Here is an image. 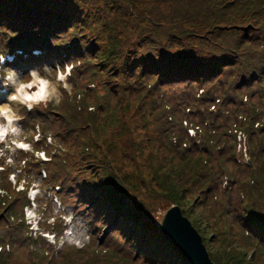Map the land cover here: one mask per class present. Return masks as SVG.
<instances>
[{
    "label": "trees",
    "instance_id": "1",
    "mask_svg": "<svg viewBox=\"0 0 264 264\" xmlns=\"http://www.w3.org/2000/svg\"><path fill=\"white\" fill-rule=\"evenodd\" d=\"M98 2L105 10L93 30L89 24ZM18 49L24 54L34 49H57L59 55L65 52L72 56L91 51L93 60L81 76L85 82H98L102 88L97 86L98 91L103 92L106 84V79L100 80L102 76L114 81L134 80L128 85L120 82L114 90L106 85L110 96L96 106L99 113H90L85 99H73L66 100L56 111V118L52 117L56 133L60 128L81 134L76 146L81 163L78 174L80 177L83 171L87 178L80 182L77 179L74 186L65 184V191L74 195L79 209L83 207L99 227H109L107 245L118 250L115 239H122L124 234L129 249L135 252L130 264H188L182 258L180 261L178 252L176 258L173 254L169 257L170 250L151 231L156 225L146 212L125 206L126 191L132 183L115 166L113 155L120 150V156L129 159L134 155L130 153L138 152L140 142L155 158L164 155L163 163L174 168L175 181L183 185V192L188 188V192L203 197L200 204L208 216L207 198L220 190L226 177V184L232 188L231 195L224 198L229 204L224 214L228 228L220 232L221 241L243 250L251 264H264V246H256L243 232H252L264 243V214L260 212L264 204V113H258L239 97L242 106L234 113V124L250 144L254 159L251 166L232 156L234 148L226 138L233 134L227 133L228 127L219 138L213 137L207 128L211 123L204 125L206 121L200 117L202 144L197 150L200 144L189 140L195 149L192 152L182 147L184 131H177L180 138H172L170 128L175 125L166 114L184 113L178 111L176 103L178 97L191 99L180 91L190 82L198 88L209 84L219 98L228 102L233 100L228 95L231 87L238 97L236 93L245 90L246 83L256 81L255 76L264 71V60L249 69L244 68V62L264 49V0H0V53ZM225 74L229 81L222 78ZM139 78L151 79V85L147 82L135 89ZM165 87L175 92L179 88L178 94L173 92L167 99L172 109L160 101L158 91ZM249 97H254L252 92ZM124 104L132 108L125 110ZM257 104L264 109L259 100ZM148 113H160L163 125L156 126L155 121L160 120L152 122ZM257 137L259 144L254 146ZM34 170L38 168L34 166ZM163 171L162 179L172 177L171 170ZM48 180L53 185L60 181L53 173ZM164 180L174 187V181ZM166 200L174 202L170 197ZM12 223L0 216V233L12 244L22 245L23 229ZM85 256L92 264L110 260L102 252ZM141 258L142 262L136 263ZM84 259L61 264H80ZM0 264L4 263L0 260Z\"/></svg>",
    "mask_w": 264,
    "mask_h": 264
},
{
    "label": "rangeland",
    "instance_id": "2",
    "mask_svg": "<svg viewBox=\"0 0 264 264\" xmlns=\"http://www.w3.org/2000/svg\"><path fill=\"white\" fill-rule=\"evenodd\" d=\"M86 8H89L88 4L86 5ZM93 10L94 12L90 19L91 22L89 24V27L95 30L99 26L97 23L98 20L102 17L101 12L105 10V7L102 3L98 2L96 4V8H93ZM52 51L53 50L50 49L49 51H47V54L50 55V52ZM54 52L56 54V60H52V63H50L49 60L46 61L43 59L45 62L42 63V66L40 64L37 65V61L31 62L32 64H30V62L27 64L22 63L23 66L20 67H18V65L16 64L14 68L1 65L0 91L5 92L4 94L0 92V105H9L13 109L15 114L19 117L18 120L14 121V125L18 128L19 131L15 135L9 134L6 139V142L1 145V148H10L8 150H5V152H2V156L7 157V163L13 169L15 177L21 176V178L24 179L26 182H31L32 193L40 199L41 203H50V209L47 210L45 213L42 212L45 216L50 218V220L52 218H59L60 216L62 218L65 217V220L71 222L70 227L73 228L75 235L79 237L81 243L87 242L89 240V237L90 240L93 239L94 246L85 248L86 250L79 254L72 253L70 261L68 263L73 261H81L83 258H85L80 264H90L91 262H89L88 257L85 255L92 253L100 254V252H102L106 253L110 260L102 261L98 264H114L117 262L130 264L131 259L135 256V252L133 249H129L130 243L126 241L124 234L121 235L122 239L120 237L115 239V248H117L118 246V250L116 249V251H114L112 249L105 248L104 251V249L100 247L102 245L108 246L106 243H103V241H105L106 239H103L102 242L99 241V239H102V237L107 238V236L110 234L107 233V235H105L104 231L106 230V227L102 230H97L93 228L94 225L91 224L90 218H87L85 212L82 210L83 207L81 208V212L77 208H75V206L77 205V203L74 202L75 198H73V196L70 197V195L73 194H65V205H63L61 199L57 195L53 194L49 188L47 189V185L44 182H41V177H39L37 170H33V168L31 166H28L27 164H22L21 157L23 154L20 153L21 150H18V148H33L34 141L37 139V135L40 134V138L42 136H46V142L48 144H51L49 151V154L51 155L49 167L52 173L54 170L60 169V179H62L65 184H69L71 186H74V182L77 179L80 178V182L81 179L87 178L83 171H80V177L78 174L81 163L76 146L78 145L81 134L71 133L67 130L63 131L60 128H58V133H56V131H54L52 128V125L54 124V119L57 116L56 111L65 103L66 100L85 99L84 104L87 105L88 111L94 114L99 113L96 106L104 103L106 101V98L110 96V90L105 87L106 85L111 87V89L113 88L114 90L116 85H119L120 82H124L126 85H128V83L134 84L133 79L129 82H125L120 78L114 81L110 80V76H102L100 80L106 79V84L103 88V92L98 91L97 86L100 88L98 82H85V80L81 76L85 66L93 60V55L91 54V51L88 55L82 54L74 56L70 54L67 55V53L65 52H62L60 55H58L56 53L57 49H54ZM88 56H90L91 58L87 59ZM263 60L264 49H262L260 53L254 55L250 60L244 62V68L249 69L253 65H258L259 62ZM64 61L69 64L70 68V73H67V76H65V72L59 73V70L63 68L61 64ZM34 65H36V68ZM27 70H34L33 72L36 73L38 77L46 79L50 82V89H55V95L53 96V98L49 99L45 103L43 102L45 105L38 107L39 109H41L42 112L48 113H33L28 116L23 115L22 113H28L26 111L23 112L22 108L25 106V104H14L12 102L7 101V99L9 98L8 94L11 92L12 88V86L7 80V75L9 74V72H12L15 74L16 79L24 80L25 82H27L32 79L31 74L33 73L30 72L28 75ZM61 75H64L63 80L60 79ZM222 78H225L226 81H229V77L226 74ZM255 78L256 81H250L249 83H246L247 88L245 90H241L238 91L239 93H236V95H239L238 97H235L233 95V93L231 92V89L233 88L231 87L228 91V95L232 96L233 100H230L228 102L224 101L223 99L221 101V98H219L220 102H218L216 98L214 99V97L217 96V93L213 91V87L209 84L203 86L204 92L202 94H200V91L196 89V84H192L191 82L185 84L180 91H183L185 94H187V96H190L191 100L193 101L188 106L191 110L190 112H192L189 113L190 116L196 112L206 114L208 113V111H211L213 109L211 111L213 116L219 115V118L217 120L218 124H223L229 128L234 113H236V111L239 110L242 106L239 102V97H241L242 100V97L246 93H250L252 91L253 94L258 95V97H260L256 99H260L264 102V71L260 74H257ZM95 79L98 81L97 78ZM139 79L140 80H138V86H134L135 89L143 87L147 82H149V85H151V79H149L148 81L141 80V78ZM178 89L179 88H176L177 91ZM177 91L175 92L174 88L168 87L163 88V90H159L158 93H160V101L162 102V104L165 103L171 93L175 92V95L178 94L179 92ZM155 94L157 95V91H155ZM162 95H164V98H162ZM204 95L205 97H203ZM57 99H59V103L56 102ZM177 99L178 102L176 103V106H178V109L186 112L187 110L184 108L183 105V103L186 102V100H184V97H178ZM197 99L198 101L196 102ZM246 99H250L249 96H246ZM173 103H175V100L173 101ZM211 104H214V106L211 107ZM123 106L125 110L132 108L125 104ZM167 106L171 107V105ZM143 110L146 111V106L143 107ZM166 114L168 116L172 115L175 119H177L180 115H183V113ZM148 115L152 122L154 119L160 120V122L155 121L156 126L159 127L163 125V118L160 113H148ZM132 127L135 128L134 124H132ZM34 131L36 132V134L32 136ZM230 144L234 145V143ZM258 144L259 137L256 138L254 146H257ZM138 145L140 146L138 152L130 153L134 155L130 156L129 159L124 158L122 155L120 156V150L115 152V154L113 155V158H116L115 166L118 169L120 168L121 173L125 174L128 177L127 179H129L132 183V186L127 189L125 195L126 208H140L141 212H146L147 214H145L150 216V220H152L155 224L157 214L159 213L162 207L167 204L177 206L180 209L182 216L188 220L191 227L200 236L202 245L204 246L209 259L214 264H251L243 250L241 251L237 248V246L232 244H223V242L221 241L222 234L220 232L223 233L224 231H226L225 229L228 228V226L224 225V222L226 221V215L224 214L225 211L229 209V204L224 198L229 197L231 195L232 187H229L228 183H222L219 191L215 192L213 195L210 194L208 196L206 201L208 204V210L207 208L206 210L207 212H210V215L208 216L206 211H204L200 204V200H202L203 197L200 194H198L197 196L191 193L190 191L188 192V188L186 192H183V185L175 181L178 178L174 171V168L169 167L167 166V164L163 163L165 159L164 155L161 154L162 158H155V156L149 153L148 150L140 142H138ZM241 146L243 148V156L241 157L240 161H247V166H251L252 160L254 159L249 157V148L247 147L246 143L245 145L241 143ZM237 151L239 152L240 150ZM237 151L235 150L234 154L239 158L240 154ZM40 157H42V155H40ZM165 168L171 170L173 175L172 177L168 175L164 179L167 178L171 181H174V187L169 185L167 181L161 178L165 176L163 174V170H165ZM62 172L64 173L62 174ZM40 173L42 174V171H40ZM8 187L9 186L7 185V188ZM14 195V190L12 187H10L8 190V196L5 198V200L11 201ZM168 197H170L171 200H174L175 203L173 201L172 203L167 201L166 199ZM60 202L61 205H59ZM15 210L19 212L17 206L15 207ZM260 212L264 214V204L260 206ZM0 216L5 217V211L2 212ZM236 220L237 219H234V222H236ZM151 231L154 233L157 240L160 243L164 244L165 247L170 250H167L169 257L172 254L174 255V257H177V255L179 254L181 256L180 261H182L181 258L184 259V257L179 253V251L175 248L172 242L167 237H165L163 233L159 231L157 226L153 227ZM157 232H159L167 240L163 241V237H161ZM239 240L242 241L240 238ZM99 243L100 247H98ZM162 247L164 246L162 245ZM51 254L52 257L50 258ZM31 257V255L27 256V258ZM46 257L47 260L45 262L37 264H47V262L49 261L50 263L48 264H61L62 262L65 263V257L62 256V252L56 255L52 251H49V254ZM54 258H56L58 261ZM17 259L18 260H15V255H13L11 258L7 259L6 263L4 264H19L17 261L21 260L19 258ZM138 262H142V258L136 261V263ZM24 264L36 263H32L31 261H25Z\"/></svg>",
    "mask_w": 264,
    "mask_h": 264
},
{
    "label": "water",
    "instance_id": "3",
    "mask_svg": "<svg viewBox=\"0 0 264 264\" xmlns=\"http://www.w3.org/2000/svg\"><path fill=\"white\" fill-rule=\"evenodd\" d=\"M159 231L167 237L190 264H214L208 257L198 233L182 216L177 206L165 205L155 219Z\"/></svg>",
    "mask_w": 264,
    "mask_h": 264
},
{
    "label": "clouds",
    "instance_id": "4",
    "mask_svg": "<svg viewBox=\"0 0 264 264\" xmlns=\"http://www.w3.org/2000/svg\"><path fill=\"white\" fill-rule=\"evenodd\" d=\"M31 76L32 79L25 82L24 80L16 79L15 74L12 72L7 75V80L13 88L9 100L25 104L29 109L33 106V103L47 102L55 95V89L49 88L50 82L48 80L38 77L34 72ZM60 79L63 80L64 75H61ZM31 89H36V91L32 93ZM56 102L59 103V99ZM18 119L19 117L9 105H0V141L7 134L15 135L18 133L19 130L14 125V121Z\"/></svg>",
    "mask_w": 264,
    "mask_h": 264
},
{
    "label": "bare ground",
    "instance_id": "5",
    "mask_svg": "<svg viewBox=\"0 0 264 264\" xmlns=\"http://www.w3.org/2000/svg\"><path fill=\"white\" fill-rule=\"evenodd\" d=\"M12 90H13V88H12ZM36 91V89L32 92V93H34ZM13 92V91H12ZM9 96H10V94H9ZM9 102H14V104H16L17 102H15V101H10L9 100Z\"/></svg>",
    "mask_w": 264,
    "mask_h": 264
}]
</instances>
